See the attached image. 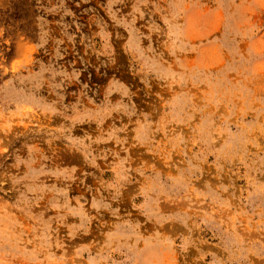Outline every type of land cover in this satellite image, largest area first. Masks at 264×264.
Returning a JSON list of instances; mask_svg holds the SVG:
<instances>
[{
  "label": "rangeland",
  "instance_id": "1",
  "mask_svg": "<svg viewBox=\"0 0 264 264\" xmlns=\"http://www.w3.org/2000/svg\"><path fill=\"white\" fill-rule=\"evenodd\" d=\"M0 264H264V0H0Z\"/></svg>",
  "mask_w": 264,
  "mask_h": 264
}]
</instances>
